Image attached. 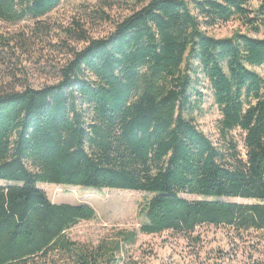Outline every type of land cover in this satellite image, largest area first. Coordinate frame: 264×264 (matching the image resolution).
<instances>
[{
	"label": "trees",
	"instance_id": "1",
	"mask_svg": "<svg viewBox=\"0 0 264 264\" xmlns=\"http://www.w3.org/2000/svg\"><path fill=\"white\" fill-rule=\"evenodd\" d=\"M60 4L0 0V23H29L0 33V264H119L122 245L137 242L132 232L96 247L71 241L95 211L54 204L39 184L145 194L143 235L264 233V78L253 70L264 38L250 35L264 29V0H100L88 21L130 12L101 39L80 21H48ZM232 21L248 33L208 34ZM32 63L55 83L29 86ZM200 73L221 114L219 147L194 118ZM235 131L244 147L227 138Z\"/></svg>",
	"mask_w": 264,
	"mask_h": 264
},
{
	"label": "rangeland",
	"instance_id": "2",
	"mask_svg": "<svg viewBox=\"0 0 264 264\" xmlns=\"http://www.w3.org/2000/svg\"><path fill=\"white\" fill-rule=\"evenodd\" d=\"M257 4L253 3L255 8ZM124 7V6H123ZM101 11L100 0H61L60 6L48 16V21L60 25H69L73 21L84 23L93 39L107 37L114 26L121 22L130 12L117 6L112 10H104L110 17L111 23H93L88 21L83 11ZM29 23L9 26L0 23V33L15 32L26 28ZM235 33H248L239 21L218 25L208 30V34L217 39L232 37ZM255 38H264V29ZM55 58V56L53 57ZM59 59V58H58ZM58 59H54L56 62ZM60 60V59H59ZM56 65V64H55ZM28 84L33 89H40L55 83L53 75L34 68V63L28 68ZM264 78V67L253 68ZM51 73V72H50ZM4 77L0 65V82ZM202 84L199 91L205 95L204 102L194 115L196 124L216 147H219L223 137L219 133L221 114L215 105L210 85L199 74ZM1 85V84H0ZM21 90L20 88H18ZM243 133L235 131L228 135L229 140L243 146ZM38 187L46 192L54 204L87 205L95 211V218L82 221L67 232L68 238L80 246L96 247L101 243H110L122 232L137 234V242L133 246L121 247L116 258L119 264H264V233H251L244 240H238L235 235L225 228L200 227L188 238L172 233L161 235H143L139 231L145 223L141 209L146 205L149 196L130 191L97 190L76 187L39 184ZM188 199H200L187 196ZM230 202L250 204L252 201L230 199ZM198 238V242L193 239ZM29 264H50L41 260ZM54 264V263H51ZM59 264H68L59 262Z\"/></svg>",
	"mask_w": 264,
	"mask_h": 264
}]
</instances>
